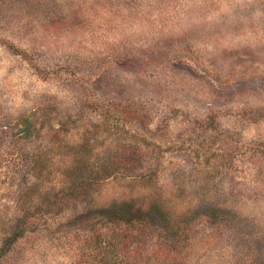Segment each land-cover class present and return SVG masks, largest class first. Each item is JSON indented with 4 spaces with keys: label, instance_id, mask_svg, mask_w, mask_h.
Wrapping results in <instances>:
<instances>
[{
    "label": "rangeland",
    "instance_id": "rangeland-1",
    "mask_svg": "<svg viewBox=\"0 0 264 264\" xmlns=\"http://www.w3.org/2000/svg\"><path fill=\"white\" fill-rule=\"evenodd\" d=\"M0 264H264V0H0Z\"/></svg>",
    "mask_w": 264,
    "mask_h": 264
}]
</instances>
